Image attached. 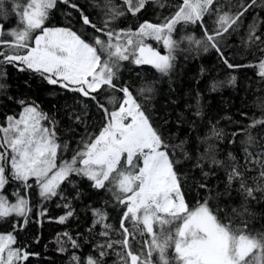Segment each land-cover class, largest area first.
Here are the masks:
<instances>
[{"label":"trees","instance_id":"obj_1","mask_svg":"<svg viewBox=\"0 0 264 264\" xmlns=\"http://www.w3.org/2000/svg\"><path fill=\"white\" fill-rule=\"evenodd\" d=\"M16 3L24 4L26 0H3L0 7V29L5 33L20 27L19 16L14 10ZM181 3L182 0H148L144 8L133 15L127 11L124 0H70L69 4L58 0L45 26L69 28L89 42L93 36L107 40L106 36L83 23L81 13L97 27H105L107 23L106 31L135 32L145 22L163 23ZM251 3L252 0H216L212 12L204 16L203 26L199 22L176 26L172 34L177 41L173 51L175 59L167 74L151 65H137L129 59L120 62L118 80L114 82L118 86H129L137 96L150 116V122L169 144L170 153L173 145L184 142L188 158L177 149L174 159L180 161L176 168L182 177V192L189 207L194 208L207 199L211 206L220 209L222 218L231 219L240 227L246 224L247 230L255 235L264 234V192H256V199L246 198L240 191L239 181H233L231 186L227 182V173L233 163L228 154L232 153L240 170L244 171L247 184L255 187L259 182L264 185V180L254 181L253 178L259 176V169L255 165H246L244 152L245 147L253 153L264 152V124L249 128L253 120L264 119V77L259 75L258 68L264 59V0H256L244 11ZM112 8L124 14L113 18ZM241 11L244 14L238 24L216 37L219 51L211 47L204 29L207 28L209 34L215 33L218 12L235 15ZM189 36L201 43L190 41ZM0 39L11 41L12 37L5 34ZM145 42L167 54L162 42L150 38ZM13 51L6 44H0V52L4 54L0 60ZM228 64L234 67L229 68ZM233 76L235 82L230 83ZM213 84L215 90L211 88ZM0 85H3L0 87V126H7L8 117L19 118L25 106H36L49 117L42 122L45 126L54 122L57 142L68 145L66 151L58 153V165L61 160H70L75 150L83 147L84 141L98 135L105 126L107 117L99 105L103 104L110 112L113 105L108 102L109 98L122 97L119 91L104 86L92 93L96 97L93 100L61 87L59 83L49 84L44 76L26 69L19 62L0 64ZM145 86L152 87L153 91L140 95L137 90ZM213 126L222 130L220 137L212 134ZM249 133L255 137V143H241ZM210 145L213 151L209 150ZM211 155L223 161V165L212 164ZM198 162L202 167H197ZM29 183L33 184V188L27 191L31 211L26 217L13 214L0 219V234H13L16 243L12 247L29 254L27 260L17 264H76L72 259L74 255L80 258V264H85L89 256L100 264H124L121 255L125 250L121 244H113L111 249L98 247L109 240L122 241L124 238L120 224L126 208L112 191L94 188L87 177L72 174L61 184L60 195L45 200L39 195L34 180ZM201 184L206 187H200ZM17 190L21 195L25 194L21 183L13 181L9 175V183L4 189L9 201L15 199L12 193ZM96 209L106 214L104 224L111 225L108 236L100 235L105 228L103 224L95 223L98 219L94 214ZM69 211L72 215L61 223L60 217ZM125 226L133 230L130 221H125ZM65 233L76 240L78 248L72 247ZM146 238L138 233L134 240L129 237L133 252L146 251L143 246ZM102 250L106 252L103 257L100 256ZM168 257L174 264L172 249L168 250ZM153 261L157 264V253L153 254Z\"/></svg>","mask_w":264,"mask_h":264},{"label":"snow or ice","instance_id":"obj_2","mask_svg":"<svg viewBox=\"0 0 264 264\" xmlns=\"http://www.w3.org/2000/svg\"><path fill=\"white\" fill-rule=\"evenodd\" d=\"M60 2L69 4L70 0ZM147 2L148 0H124L127 11L133 15L140 12ZM215 2L216 0H182L175 13L165 18L163 23L145 22L135 32L106 31L107 23L105 27H97L88 16L81 13L85 25L107 37L105 40L100 36H93L91 42L69 28L45 26L58 0H26L24 4H15L14 10L19 16L20 27L7 33L0 29V37L5 34L12 37L11 41L0 39V44H6L14 51L4 56L0 64L19 62L26 69L44 76L49 84L59 83L61 87L93 100L96 97L92 93L104 86L119 91L122 97L109 98L108 102L113 105L110 112L103 104L99 105L105 112L107 123L98 135L84 141L83 147L77 148L70 160H61L59 165L58 153L66 151L68 145L57 142L54 122L51 126L42 123L49 119L47 115L30 105L23 108L19 118L8 117L7 126H0V132L3 133L0 136V149H3L0 151V219L13 214L26 217L31 211L27 197V191L33 188L30 180H34L39 195L48 200L60 195V186L70 175H82L93 182L94 188L112 191L117 201L126 208L120 224L123 240H109L98 246L101 249H111L113 244H121L125 250V254L121 255L124 264H154V253L158 254L157 264H172L168 257L169 249L173 250L174 264H264V234L253 235L247 230L246 224L240 227L231 219L222 218L220 209L211 206L207 199L194 208L189 207L182 192V177L176 168L180 161L174 159L177 149L188 158L183 148L184 142L173 145L170 153L169 144L150 122V116L137 96L129 86H118L114 82L118 80L120 62L129 59L137 65H151L157 71L167 74L175 59L173 51L177 47V41L172 34L176 26L180 23L198 22L203 26V18L212 12ZM255 3L256 0H252L244 11ZM2 5L3 0H0V7ZM70 6L77 7L75 4ZM110 11L113 18L124 14L116 8ZM244 11L235 15L218 12L215 33L209 34L207 28L204 29L211 47L219 51L216 37L237 25ZM37 31L38 34L34 35ZM254 33L253 28L252 35ZM146 38L162 42L167 54L162 55L147 44ZM187 39L198 45L201 43L192 36ZM3 55L0 52V56ZM228 67L234 66L228 64ZM258 68L259 75L264 77V61L259 63ZM235 79L233 76L229 82L234 83ZM211 88L215 90L216 85L213 84ZM137 91L143 95L153 89L145 86ZM20 103L23 104L24 101ZM258 124H264V119L253 120L249 128ZM212 134L220 137L222 130L213 126ZM241 143L251 145L255 143V137L249 133ZM209 150L213 151V146L210 145ZM244 152L246 165H255L259 169V176L253 178L254 181L264 180V152L253 153L248 147L244 148ZM228 156L233 162L227 173L228 185L239 181L240 191L246 198L256 199L255 193L264 192V185L257 182L255 187L249 186L236 157L232 153ZM210 162L223 165V161L216 159L215 155H211ZM197 167L202 165L198 162ZM9 175L13 181H19L25 191L24 195L19 190L12 193L16 198L15 203H11L4 194ZM204 175L207 176L208 173L205 172ZM200 187L204 188L206 185L201 184ZM64 206L69 207L67 204ZM94 214L98 217L95 223L103 224L105 228L100 235L108 236L111 225L104 224L106 214L99 209L94 210ZM71 215L72 212L69 211L66 216L60 217V222L63 223ZM125 221L132 223V231L125 226ZM137 233L141 237H148L143 240L146 251L133 252L129 237L134 240ZM64 235L73 248L79 247L68 233ZM15 243L13 234H0V264H17L18 261L28 259L27 252L12 247ZM104 255L106 252L102 250L100 256ZM72 259L80 264L78 256L74 255ZM85 264L100 262L89 256Z\"/></svg>","mask_w":264,"mask_h":264},{"label":"rangeland","instance_id":"obj_3","mask_svg":"<svg viewBox=\"0 0 264 264\" xmlns=\"http://www.w3.org/2000/svg\"><path fill=\"white\" fill-rule=\"evenodd\" d=\"M158 51V50H157ZM160 52V51H159ZM162 55H166V53H162V52H160ZM262 61H264V59L262 60ZM0 134L3 136V133L2 132H0ZM15 200H16V198L14 199V200H11L10 202L11 203H15Z\"/></svg>","mask_w":264,"mask_h":264}]
</instances>
